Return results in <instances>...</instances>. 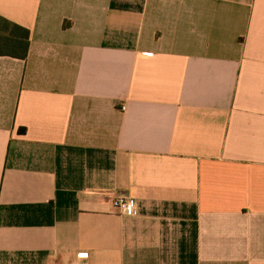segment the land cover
I'll return each mask as SVG.
<instances>
[{"label":"crops","instance_id":"1","mask_svg":"<svg viewBox=\"0 0 264 264\" xmlns=\"http://www.w3.org/2000/svg\"><path fill=\"white\" fill-rule=\"evenodd\" d=\"M0 18L30 32L0 56V264H264V0Z\"/></svg>","mask_w":264,"mask_h":264},{"label":"trees","instance_id":"2","mask_svg":"<svg viewBox=\"0 0 264 264\" xmlns=\"http://www.w3.org/2000/svg\"><path fill=\"white\" fill-rule=\"evenodd\" d=\"M30 46V32L0 18V56L26 60ZM25 132V129H21Z\"/></svg>","mask_w":264,"mask_h":264},{"label":"built area","instance_id":"3","mask_svg":"<svg viewBox=\"0 0 264 264\" xmlns=\"http://www.w3.org/2000/svg\"><path fill=\"white\" fill-rule=\"evenodd\" d=\"M126 108L123 107L122 111H125ZM113 205L115 209L119 212L121 215L126 216H135L137 214V205L135 202L123 197L118 196L114 202Z\"/></svg>","mask_w":264,"mask_h":264}]
</instances>
